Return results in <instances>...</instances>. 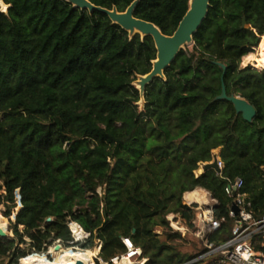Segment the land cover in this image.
Wrapping results in <instances>:
<instances>
[{
	"label": "trees",
	"instance_id": "16d2710c",
	"mask_svg": "<svg viewBox=\"0 0 264 264\" xmlns=\"http://www.w3.org/2000/svg\"><path fill=\"white\" fill-rule=\"evenodd\" d=\"M2 1L0 206L6 218L17 197L21 207L8 229L13 237H0V264L71 242L70 222L89 233L73 246L91 250L96 239L104 261L124 252L127 237L145 264H185L202 250L178 252L168 239L180 234L167 216L192 227L183 196L204 204L191 193L205 190L216 218L225 219L209 241L225 242L233 221L224 188L236 178L249 211L264 215V69L241 66L264 36V0H209L192 50H180L163 78L144 87L142 109L135 82L156 59L151 36H130L106 14L66 0ZM88 1L124 12L136 0ZM189 2L137 0L133 16L170 36ZM222 84L256 109L252 122L217 99ZM217 149L221 174L196 176ZM158 227L170 232L164 240Z\"/></svg>",
	"mask_w": 264,
	"mask_h": 264
},
{
	"label": "built area",
	"instance_id": "2783aa9c",
	"mask_svg": "<svg viewBox=\"0 0 264 264\" xmlns=\"http://www.w3.org/2000/svg\"><path fill=\"white\" fill-rule=\"evenodd\" d=\"M214 157L216 158L218 167L222 171L223 163L217 154H213L211 161L207 163H211L214 160ZM242 186L243 180L241 178H236L233 181H228L224 188V193L232 199L228 208V217L232 219L233 224L230 230V238L219 245L210 242L209 236L219 229L221 224L225 222V219L216 218L214 214V205L210 206V203L215 204L216 202L209 192L207 193L210 199L207 204L185 203V205L191 207L194 212L195 219L192 221V227H190L191 231L188 227H185L179 219L177 220L175 217L170 219L167 217V220L174 231L181 234L190 231L192 235L202 243V252L185 264H264V215L255 218L249 211L248 208L250 207V204L246 202V195L240 193ZM232 205L237 206V213L232 210ZM77 224L76 222H70L68 224V229L72 237L71 242L64 244L61 240H56L48 247L46 252L40 254L44 255L45 258H48L54 254L61 253V250H54L55 246L72 249L75 252L87 251L77 246H73L74 244L84 242L89 237V233L85 232L83 228V235H79L72 230L71 226ZM121 242L124 247L123 253L115 255L110 258L109 261H104L94 255L92 258L93 264L146 263L147 259L144 256L143 250L134 245L130 238H121ZM67 245L69 247H66ZM97 246L100 248L99 244ZM31 254L40 255L37 253ZM22 259L19 261V264H21Z\"/></svg>",
	"mask_w": 264,
	"mask_h": 264
},
{
	"label": "water",
	"instance_id": "95a60500",
	"mask_svg": "<svg viewBox=\"0 0 264 264\" xmlns=\"http://www.w3.org/2000/svg\"><path fill=\"white\" fill-rule=\"evenodd\" d=\"M66 1L71 3L75 7L87 9L90 12L97 11L106 14L113 23L119 25L122 29L132 35L139 34L143 37H152L155 48L157 50V55L156 59L153 61L154 63L152 62L151 71L144 76H139L142 94L144 91V87L149 84L154 78H163L164 70L173 62L179 51L183 49V46L193 42V35L197 32L202 22L206 18L209 8V0H190L189 9L179 23L177 29L172 35L167 36L162 34L159 28L154 24L137 19L133 16V11L137 4V0L133 2L124 12H118L116 8H112L111 10H109L106 8L98 7L91 4L88 0H81L80 4L78 3V0ZM75 1L77 2V4L74 3ZM242 27L249 28L245 21H243ZM219 66L223 71L225 70V65L219 64ZM217 99H224L232 103L235 112L237 114H241L242 118L247 122H252V120L256 116V109L251 104H249L246 100L240 98L239 96H228L223 84L221 87V93L219 96H217ZM207 170H214L217 174L221 173L215 157L211 163L202 165V172H205ZM232 210L237 213V206L232 205ZM47 221L50 222L51 219H48ZM7 236L8 227H6L5 230L0 227V237L4 238ZM59 248H61V246H55L54 250L57 251ZM76 264L86 263L78 260Z\"/></svg>",
	"mask_w": 264,
	"mask_h": 264
},
{
	"label": "rangeland",
	"instance_id": "374dc122",
	"mask_svg": "<svg viewBox=\"0 0 264 264\" xmlns=\"http://www.w3.org/2000/svg\"><path fill=\"white\" fill-rule=\"evenodd\" d=\"M80 2H81V0H78V3L79 4H80ZM74 3L77 4L76 1ZM0 9H1V11H3L2 5H0ZM3 12H5V11H3ZM129 35L132 36V34H130V33H129ZM140 36L143 37L142 35H140ZM263 37L264 36H262L260 38V41L261 42L259 43L258 47H256L253 52H251V53H249V54L246 55V56L252 55L254 61H255V59L257 57H261V56L264 55V49H263V42H264V40H263ZM182 50H184V51H191L192 50V43H188V44L184 45ZM252 63H250V60H245V56L242 57V59H241V66L242 67H245L247 65H250V66H252V67H254V68L258 69V70L264 69V65L261 66L260 68H257ZM135 85L140 90L141 98H140V101H139V106H140V109H142L143 104H144V100H143V95L141 93L142 88H141V85H140V79H139V77L136 80ZM218 152H219L218 149L217 150H214L213 151V154H218ZM202 165H200L199 166V169L195 172V175L196 176L202 173ZM185 195L183 196V203L184 204L186 203ZM16 204H17V207L14 210V213L12 214V216L10 218H6L5 215H4L5 214V211H6V208L3 205L0 206V227L3 230H5L6 227H8V229L10 228L9 227L10 226V223L11 222H14L15 213L21 207L20 204H19V202H18V197L16 199ZM213 205H214V203H210V206H213ZM167 217H169L170 219L175 217V218H177V220L179 219L181 221L180 217L178 215H175V214H169ZM194 219H195V217H194ZM181 223H182V221H181ZM184 226L185 227H188L186 224ZM169 228L171 229V231L176 232V231H174L172 229V227L170 226V224H169ZM188 229L191 231V228L190 227H188ZM19 230H23V227H19ZM190 231L187 232V233H185V234L179 233L180 234V238H175V239H172V240H169L168 239V242H170L174 247H176V249H177L178 252H180L181 254H184V255H196L203 248L201 241H199L196 237H194ZM155 232L163 240L170 233L168 229L161 228V227L156 228L155 229ZM8 236H10V238H12L13 237L12 232L8 231ZM97 245H98V240L95 239L93 241V247H92L91 250L97 251V253L95 254V256L98 257L100 248H98L99 246H97ZM25 246L26 245H21L22 248H24ZM73 253H75V251H73L72 249H69V251L64 252L63 255H61L60 253L54 254L53 256H49L48 258H45L43 260V264H54L55 261H56V259H57V257L60 256V255H61V262L62 263H66V262L72 260V254ZM29 255H31V254H29ZM93 256H89V264H93V262H92ZM21 264H31V263H23L21 261ZM32 264H38V262H33Z\"/></svg>",
	"mask_w": 264,
	"mask_h": 264
},
{
	"label": "bare ground",
	"instance_id": "6f19581e",
	"mask_svg": "<svg viewBox=\"0 0 264 264\" xmlns=\"http://www.w3.org/2000/svg\"><path fill=\"white\" fill-rule=\"evenodd\" d=\"M0 5H2L3 11H6L7 6L3 4V2L0 0ZM135 30V29H134ZM136 31V30H135ZM263 49H264V42H263ZM245 60H250V63H252L254 66L257 68H260L261 66L264 65V55L261 57H257L255 61L253 60V56H247ZM253 60V61H252ZM249 62V61H248ZM154 63V62H153ZM246 63V62H245ZM197 190L193 191L191 194L196 195ZM208 195V194H207ZM187 202V201H186ZM189 203V202H187ZM191 204V203H189ZM77 224V223H76ZM72 230L77 233V234H82L83 235V230L82 228L77 224V225H72L71 226ZM61 250V255H63L64 252L69 251L67 248H59L57 251ZM97 253L95 250H87L85 252H75L72 254V260L62 263L61 262V255L57 257L56 261L54 264H76L78 260L85 262L86 264H89V256H93ZM45 259L44 255H30L22 260L23 263H33V262H38V264H43V260Z\"/></svg>",
	"mask_w": 264,
	"mask_h": 264
},
{
	"label": "crops",
	"instance_id": "0c3cea01",
	"mask_svg": "<svg viewBox=\"0 0 264 264\" xmlns=\"http://www.w3.org/2000/svg\"><path fill=\"white\" fill-rule=\"evenodd\" d=\"M208 193L205 190L202 189H197V193L196 196L202 201L204 202V204H207L209 202V195H207ZM195 203V202H194ZM193 204V203H191ZM199 204V203H198Z\"/></svg>",
	"mask_w": 264,
	"mask_h": 264
}]
</instances>
